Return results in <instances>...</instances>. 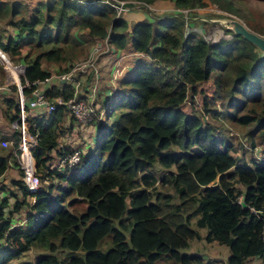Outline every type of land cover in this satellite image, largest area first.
Instances as JSON below:
<instances>
[{
    "label": "trees",
    "instance_id": "obj_1",
    "mask_svg": "<svg viewBox=\"0 0 264 264\" xmlns=\"http://www.w3.org/2000/svg\"><path fill=\"white\" fill-rule=\"evenodd\" d=\"M118 1L123 9L141 7L145 18L128 22ZM160 1H168L173 10L151 12L148 5ZM207 3L245 16L236 0H36L30 6L0 0V21L16 31L0 35V51L25 63L21 85L48 76L43 63L59 66L56 73L68 71L70 61L86 58L96 41L101 42L97 61L105 49L117 52V59L108 61L110 69L101 70L95 81L96 90L107 87L113 94L107 104L96 94L105 121H96L99 138L78 165L51 167L50 151L56 159L71 151L57 142L58 135L72 129L63 126L68 113L62 104L39 117L24 107L26 132L35 139L30 148L35 174L48 180L45 186L39 183L29 191L21 180L13 151L18 130L0 135L10 141L8 147L0 145V175L8 165L16 167L18 177L10 184L22 196L8 190V196L0 197V264L29 247L41 252L18 264H155L161 258L172 264H215L183 251L194 239L226 246L224 264H248L252 257V264H258L264 254V162L252 159L248 165L231 155L230 143L214 134L203 113L180 108L212 75L211 94L201 96V112L245 126L249 144L258 141L264 154V54L225 25L192 12ZM194 18L228 35L211 41L195 28L186 30V20ZM127 52L143 59L122 70ZM74 74L83 76L80 70ZM16 75L11 79L17 81ZM88 80L87 74L81 85L89 86ZM8 87L2 115L8 124L19 123L16 88ZM29 91L22 87L24 97ZM71 93L64 81L44 91L47 99L65 100ZM217 100L220 109L208 106ZM239 193L244 207L236 201ZM80 202L82 209L71 206ZM23 207V225L11 227Z\"/></svg>",
    "mask_w": 264,
    "mask_h": 264
},
{
    "label": "rangeland",
    "instance_id": "obj_2",
    "mask_svg": "<svg viewBox=\"0 0 264 264\" xmlns=\"http://www.w3.org/2000/svg\"><path fill=\"white\" fill-rule=\"evenodd\" d=\"M159 3H166V1H160ZM168 3H166L167 4L166 6H165V4H164V6L161 5V7H164V8L167 7ZM154 4L148 5L151 12H154V14H163L164 12H166L164 10H161L157 5H154ZM236 6L239 7L240 11L245 16L242 17V16L237 15V14L227 13L225 11L218 9L212 3H207L203 7H197L195 9H193L192 12H194V14H197L198 16H202L205 18H209L210 20L217 21L218 23H221L222 25H224L228 19H232V18L237 19V21H239L241 24H243L249 30L254 31L256 33H259V34L264 36V0H236ZM141 11L145 14L144 10L141 7L135 6L133 8H128V9L125 8V9L121 10L120 12H123L122 15L128 16L129 17L128 19L130 20V14H131V17L137 18V17H139V13ZM169 11H172V9ZM223 17H225V18H223ZM195 20H197V18L192 19V21L191 20L189 21V19L186 20L185 23L188 25V26H186V30H190V28H193V29L195 28V30L200 31L205 36V38H207L211 41L217 40L219 37H226L228 35V34H225V32L216 24H212V25L206 24V26L204 27L203 23L201 24V22H198ZM193 21H195V22H193ZM4 31H5V33H4ZM7 32H9L11 35L16 34V31L14 30V28H9L8 26H5L2 21H0V35L5 36V34H7ZM100 44H101V42H100ZM102 44H104V43L102 42ZM26 49L27 48H23L22 53H24L26 51ZM108 49L110 50V48H108ZM108 49H105L103 53H105L107 51L105 53V54H107ZM3 56L5 58H7V61H10L12 63V65L16 64L17 61L10 60L4 53H3ZM3 56L1 58H4ZM1 58H0V64L2 65ZM112 58H113V56H112ZM115 58L117 59V57H115ZM141 58H143V57H140V60L138 59L136 61V63L141 62V60H142ZM116 59L113 62V64H116ZM135 60H136V58H135ZM63 66H65V64H63ZM69 66L78 68L76 70L84 69L83 72H85V73L88 72V70H89V68L85 66V60H82L80 58L70 61ZM43 67L48 69L49 75H50V74H54V73L57 74L56 70L59 66H56L54 64L52 66V65H48V64L43 63ZM80 73H82V72L80 71ZM209 76L210 77L208 78V80L199 83L197 86V89L201 90V92H200L201 94L196 93L192 97L188 94L186 99L180 104V108L185 113H193V112L196 114L203 113L202 114L203 119L206 120L207 122H209L214 127V130H213L214 134L218 137L221 136L224 139L228 140V142L230 143L229 153L231 155L240 158V160L245 161L246 164H248V165H250L252 163V161H253L252 159L256 160L257 162H259V161L264 162V154L260 150L262 147L261 143H259L258 141H255L256 143L254 144V146H251L249 144L248 138L245 136V131H246L245 126L237 125L235 123H231V122H228L226 120H219V118H212L209 116L210 113L201 112V104H202L201 96L203 94H205L206 96H209L211 94L210 92L212 90V84H211L212 75H209ZM4 80H5V73H4V70L2 68V74H0V83L3 82ZM18 81H19V78H18ZM112 85H113V83H112ZM84 89L85 88H83V90ZM112 93H113V91L109 92V95L107 96V98L103 99L104 101H107L106 104L108 103L109 97L112 95ZM55 97H57V96H55ZM219 104L220 103L217 100V101H213L212 103H209L208 106L218 110V109H220ZM102 105H104V104H102ZM67 113H68L69 118L67 117L63 126L67 127V126H70V124H71V126L75 127V129L72 132L70 131V129H67L61 135H58V137H57L58 146L65 144L70 149H73V148L80 149L81 150L80 156H84V158H85L86 153H87L86 150L88 147H86L84 144H82L81 141L82 140L86 141V139L89 138L91 133L93 134V136H92L93 141H95L96 139L99 138V132L97 129L98 123L96 121L97 120H103V118H104V117L102 118L103 114L101 113L98 117V113H95V116L92 119V121L90 122V125L88 124L87 125L88 127L86 126L85 129H80V128H78L79 125L76 124L75 121L72 119V116L70 115L68 110H67ZM4 140H5V144L2 145L0 142V145L3 147H8L10 144V141L7 139H4ZM50 155L55 156L54 151H50ZM55 161L56 160L54 159L53 162H55ZM76 165H78V164H76ZM152 166H153V170L155 171L154 175H156L158 173L157 167L159 165L155 161L152 164ZM65 170H69V169H65ZM39 183H40V186H45L48 183V180H46V181L40 180ZM237 186H239L241 188L240 185H236V187ZM5 188H6L7 194H8V190H9V192H10V190H12L15 193L16 198H19V199L22 198V196L19 193V190H17L16 187L12 186L11 184L7 183V186H5ZM54 192H55L54 190L51 191L52 194H54ZM66 198H69V197H66ZM66 198H65V200H66ZM9 200L13 201L12 198H10ZM25 200L28 202H31L32 198L30 196H26ZM71 206H75L77 209H82L84 206V203H82V202L75 203V204H72ZM25 210H26V208L23 207V208H21V210L18 213L15 214L17 220H20L22 225H23ZM190 225L194 226L193 223H191ZM198 232L202 236L204 234V229L200 228V229H198ZM183 251H185V252L189 251L190 253L201 254L204 256L203 259H205V260L206 259L215 260L216 261L215 264L223 263L225 261L227 254H228V250H227L226 246L219 245L214 241L206 242V241H203L201 239H194V240L189 241V245H188L187 249H184ZM40 252L41 251L38 249L29 247L25 251L19 253V255L17 257L6 260L5 264H18L20 261H25V260L33 261L34 258ZM253 262H254V260H251V261L249 260L248 264H252ZM155 264H172V263L169 260H166V259L164 260L163 258H161V259H158ZM258 264H264V259H260Z\"/></svg>",
    "mask_w": 264,
    "mask_h": 264
},
{
    "label": "built area",
    "instance_id": "obj_3",
    "mask_svg": "<svg viewBox=\"0 0 264 264\" xmlns=\"http://www.w3.org/2000/svg\"><path fill=\"white\" fill-rule=\"evenodd\" d=\"M121 1H118V5L116 6L118 10L123 9L121 6ZM101 48V44L99 41L94 42L89 52L86 56V58L82 59L85 60V66L89 68L88 72H83L84 69H80L81 72H83V76H75L74 71L78 68L71 67L66 72H59L57 74H50L46 77H44L41 80L35 79L31 82H27L24 80V83L21 85L18 81L19 76L22 75L23 70L25 68V63H23L21 60H16V64L12 65L10 61H7V58L3 56V52L1 51L0 58L3 56L4 58H1L2 68L5 73V80H4V86H9L10 84L15 85V94L17 98V107H18V120L19 123L16 122V120H13L10 122L12 125V129H17L19 133V138L17 140L16 146L14 147L13 151L16 157V161L18 163L17 168L21 170V180L25 184L27 190L34 191L38 185H39V179L37 175L35 174V169L33 166V158L30 153V148L35 144V139L33 136H30L25 129V119H24V107L27 106L30 108H36L40 107L43 110L44 114H49L56 105H63L72 116V119L75 121L76 124L83 127L92 121V119L95 116V112L97 109H101V106H96V95H95V81L97 78V70L95 66V61L97 59V56ZM97 49V50H96ZM96 50V51H95ZM15 67L17 71V81L10 79L8 74L7 67ZM115 66V65H114ZM116 67V66H115ZM117 68V67H116ZM116 68L112 69L113 71H116ZM92 70V72H90ZM88 74V83L89 86H82L81 82ZM9 78V80L6 82V78ZM114 79V75H111L108 79L109 83H112V80ZM64 81L67 82L72 87V93L71 95L65 99L61 100L60 97H54L52 99H47L44 95V91L49 88L51 81ZM3 85L0 84V88L3 87ZM22 87H30L29 96L24 97L22 94ZM89 87V88H88ZM83 88H85L83 90ZM82 91L83 95L82 97L78 96V92ZM100 111V110H99ZM99 113V112H98ZM103 114L102 111L98 114V117L100 114ZM1 144H5V140H0ZM81 154V150L77 148L71 149L70 153L67 155L61 156L60 158L56 159L55 162H53L51 167H54L58 170H65L70 169L74 165L78 163L79 156ZM237 203L242 204L241 201V195L240 193L237 195ZM252 210V208H250ZM253 211V210H252ZM261 239L264 241V220L261 222ZM259 259H264V254Z\"/></svg>",
    "mask_w": 264,
    "mask_h": 264
},
{
    "label": "crops",
    "instance_id": "obj_4",
    "mask_svg": "<svg viewBox=\"0 0 264 264\" xmlns=\"http://www.w3.org/2000/svg\"><path fill=\"white\" fill-rule=\"evenodd\" d=\"M19 1H21V2H23L24 4H26V5H28V6H30V5H32L36 0H19ZM166 3H168V2H166ZM166 3H159V2H155V4L154 5H157L161 10H164V11H168V10H171L172 9V7H171V5L168 3V6L167 7H161V5H163L164 6V4H165V6L167 5ZM157 9V8H156ZM173 10V9H172ZM123 17L128 21V22H131V21H138V20H141V19H143L144 17H145V14L141 11L140 13H139V17H137V18H133V17H131V14H130V20L128 19L129 17L128 16H124L123 15ZM109 52L107 53V54H105V56L103 57V58H101V60H99V61H97V63L95 64V66H96V70H97V78H96V82L98 81V78H99V74H100V72H101V70H103V69H105V68H109L110 69V67L109 66H111V63H110V65H108L109 63H108V61H110L111 62V58H112V56H113V58H114V56L115 55H117V52H115V51H113L111 48H110V50H108ZM1 52V51H0ZM1 54V53H0ZM127 54H128V59H126V60H122L121 61V65H122V67H123V69L122 70H124V69H130V68H132L133 67V65L136 63V61L139 59L140 60V57H142L141 55H139V54H136V53H132V52H127ZM126 55H124V57H125ZM135 58H136V60H135ZM124 59V58H123ZM141 59H143V58H141ZM108 65V67H106ZM98 66H101L100 68L98 67ZM7 69H8V74H9V78L11 79L12 77V74L14 73V72H17L16 71V69H15V67H7ZM108 69V70H109ZM106 75V74H105ZM105 75H103V76H105ZM9 78L7 77L6 78V82L9 80ZM103 78V77H102ZM107 80V79H106ZM106 80H104V82H103V84L105 85V86H107V81ZM52 82H54V80H52L51 81V83ZM61 82H63V81H61ZM1 85H3L4 84V81L3 82H1L0 83ZM96 85V84H95ZM11 91H10V87H6V86H4L3 85V87H1L0 88V135H5V134H7V133H10L13 129H12V125L9 123H7L6 122V120H5V118L3 117V115H2V111H3V108H4V103H3V97H5V96H7L9 93H10ZM109 90H108V88L107 87H105V88H99V89H95V95L96 94H98V95H100L99 97H100V99L101 100H103V99H106L107 98V96L109 95ZM113 94V93H112ZM96 99V102H95V104H96V106L98 107L100 104H99V102L97 101V97L95 98ZM102 108H103V106H101V110L100 111H102ZM100 111H98L99 113H100ZM103 112V111H102ZM30 113L31 114H33L34 116H41V114L43 113V110H42V108H40V107H36V108H30ZM98 113V114H99ZM104 117V112H103V116H102V118ZM100 122H104L105 121V118H103V120H99ZM90 125V124H89ZM93 125V124H92ZM87 126V125H86ZM86 126H83V127H81V126H79L78 128H80V129H85L86 128ZM88 127V126H87ZM75 129V127H72V129L70 130L71 132L73 131ZM97 129H98V127H97ZM92 136H93V134L91 133V135L89 136V138H87L86 139V141L85 140H82L81 141V143L82 144H84L86 147H88L87 148V152L89 151V149H91L92 147H93V145H94V143H95V141H93V139H92ZM83 137V136H82ZM89 139V140H88ZM88 140V141H87ZM54 159H56V157L55 156H52V158H51V161L50 162H53L54 161ZM18 177V172H17V168L16 167H14V166H12V165H8L7 167H6V169H5V171L3 172V174H1L0 175V197L1 196H8V194H7V192H6V188H5V186H7V183L8 184H10V181H11V179H15V178H17ZM14 218H15V220H12V223H11V227L12 226H14V225H20V224H22L21 222H20V220H17L16 219V217L14 216ZM203 258H204V256L203 255H201ZM256 258H250L249 260L251 261V260H254V262L256 261L255 260ZM259 261H260V259H259ZM253 262V263H254Z\"/></svg>",
    "mask_w": 264,
    "mask_h": 264
},
{
    "label": "water",
    "instance_id": "obj_5",
    "mask_svg": "<svg viewBox=\"0 0 264 264\" xmlns=\"http://www.w3.org/2000/svg\"><path fill=\"white\" fill-rule=\"evenodd\" d=\"M233 33L241 35L244 39L251 42L262 54H264V36L249 30L237 19H228L224 24ZM243 207V203L241 204Z\"/></svg>",
    "mask_w": 264,
    "mask_h": 264
},
{
    "label": "clouds",
    "instance_id": "obj_6",
    "mask_svg": "<svg viewBox=\"0 0 264 264\" xmlns=\"http://www.w3.org/2000/svg\"><path fill=\"white\" fill-rule=\"evenodd\" d=\"M71 169V168H70Z\"/></svg>",
    "mask_w": 264,
    "mask_h": 264
}]
</instances>
